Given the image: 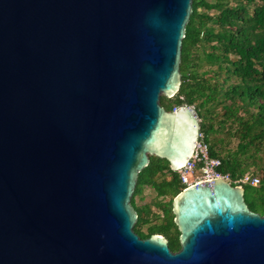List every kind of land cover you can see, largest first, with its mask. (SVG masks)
Instances as JSON below:
<instances>
[{"label": "water", "instance_id": "water-1", "mask_svg": "<svg viewBox=\"0 0 264 264\" xmlns=\"http://www.w3.org/2000/svg\"><path fill=\"white\" fill-rule=\"evenodd\" d=\"M191 12L192 0H0V264H264V215L222 178L173 198L179 251L133 231L149 157L177 171L198 141L192 107L159 104L180 88Z\"/></svg>", "mask_w": 264, "mask_h": 264}, {"label": "trees", "instance_id": "trees-1", "mask_svg": "<svg viewBox=\"0 0 264 264\" xmlns=\"http://www.w3.org/2000/svg\"><path fill=\"white\" fill-rule=\"evenodd\" d=\"M203 59L209 68L199 71ZM180 75L178 92L170 99L161 96L159 104L169 112L184 105L193 108L209 157L221 162V174L237 180L251 167L261 174L257 187L243 188L248 208L264 215V0H192L181 45ZM221 127L228 140L211 137ZM233 138L238 139L236 148L225 149L224 140L229 143ZM144 187L154 189L157 197L170 196L165 207L159 206L164 219L148 226L147 233L142 228L150 223L144 218L148 207L139 208L135 202ZM182 188L178 174L165 160L149 157L131 197L137 214L133 231L140 238L162 235L171 251L180 249L171 202Z\"/></svg>", "mask_w": 264, "mask_h": 264}, {"label": "built area", "instance_id": "built-area-1", "mask_svg": "<svg viewBox=\"0 0 264 264\" xmlns=\"http://www.w3.org/2000/svg\"><path fill=\"white\" fill-rule=\"evenodd\" d=\"M202 139L203 136L199 133L198 141L195 145L191 158L184 167L176 171L179 175L181 183L184 186L189 187L217 178L225 179L231 186L243 187L245 185H249L257 187L259 185V178L257 176H253L251 173L244 174L237 180H231L229 175L221 174L218 171V168L221 165L220 160L209 157L208 147Z\"/></svg>", "mask_w": 264, "mask_h": 264}, {"label": "rangeland", "instance_id": "rangeland-1", "mask_svg": "<svg viewBox=\"0 0 264 264\" xmlns=\"http://www.w3.org/2000/svg\"><path fill=\"white\" fill-rule=\"evenodd\" d=\"M203 9H200L199 11L202 12ZM213 12H211L212 14ZM209 65L205 62V60L203 59L201 61V67L199 68V71H203L205 69H208ZM162 96V95H161ZM160 96V97H161ZM219 112V110H218ZM220 112H222L220 110ZM239 115L243 116L242 112H239ZM234 130L237 129V126L234 125ZM224 129L221 127L218 129V132L214 135H212L211 137L214 138H220L222 137L223 139L227 138L228 140V135L226 134L227 132H223ZM225 133V134H224ZM227 140H224L223 144H225V149H232L234 150L237 146L238 143V139L237 138H233L231 139V141L229 143H226ZM254 168L251 167L248 170V173H253L254 175H256L259 179H261V174H256L254 173ZM161 176H158L157 178L159 179ZM167 179L169 178V176L166 177ZM245 197L247 200L253 201V199L250 197V195L245 194ZM170 200V196H164V197H157L156 193L154 191V189H152L151 187H144L141 194L138 195L137 197H135V202L136 205L141 208V207H148V215H145L144 218L148 219L150 221V223L146 224L145 226H143L142 231L147 233V227L153 224H159L162 222L163 218V214L165 212H163L159 206H163L165 207V205L169 202ZM172 231V230H171Z\"/></svg>", "mask_w": 264, "mask_h": 264}, {"label": "flooded vegetation", "instance_id": "flooded-vegetation-1", "mask_svg": "<svg viewBox=\"0 0 264 264\" xmlns=\"http://www.w3.org/2000/svg\"><path fill=\"white\" fill-rule=\"evenodd\" d=\"M173 172L177 173L176 171H173ZM177 174H178V173H177ZM246 174H247V173H246ZM178 176H179V175H178ZM179 180H180V178H179ZM180 184H181L182 187H183L182 190L185 189V188H187L186 186H184V185L181 183V180H180ZM198 185H199V184H198ZM204 185H205V184H204ZM206 185H207V184H206ZM195 186H196V185H195ZM211 186H212V185H211ZM189 187H190V186H189ZM182 190H181V191H182ZM163 237H164V236H163ZM164 238H165V237H164ZM166 242H167V240H166ZM167 244H168V243H167ZM169 249H170V248H169ZM170 251H171V250H170ZM178 251H179V250H178ZM172 252H173V251H172ZM175 252H177V251H175Z\"/></svg>", "mask_w": 264, "mask_h": 264}]
</instances>
